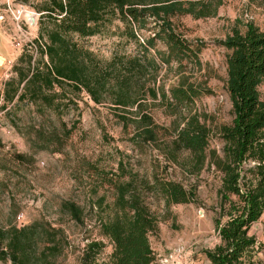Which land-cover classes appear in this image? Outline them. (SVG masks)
I'll return each instance as SVG.
<instances>
[{
    "label": "rangeland",
    "instance_id": "rangeland-1",
    "mask_svg": "<svg viewBox=\"0 0 264 264\" xmlns=\"http://www.w3.org/2000/svg\"><path fill=\"white\" fill-rule=\"evenodd\" d=\"M21 1L31 8L41 0ZM216 2L204 3L214 7ZM219 2L214 13L205 18L181 15L173 19L185 39L204 44L198 53L199 65L162 58L166 48L160 40H155L154 47L146 45L158 67L154 78L143 77L137 84L157 88L156 99L145 95L141 102V111L155 124L153 140L139 138L128 125L122 130L115 115H130L114 108L107 95L93 104L83 92L74 95L73 89L64 85V97L60 103L53 102L58 104L54 110L39 100L32 102L28 94L21 100L15 95L7 100L11 88L16 86L19 94L25 80L18 75L25 71V64L17 60L22 52L14 48L0 73V251L6 250L12 238L25 237L27 264H81L85 245L100 241L103 247L92 264H109L111 245L100 235L99 224L114 213L112 181L117 174H125L119 180L132 177L138 190H143L139 181L151 182L154 177L194 188L193 203L171 205L167 210L158 197L144 190L143 203L159 218L158 230L148 240L157 264H208L202 252L218 243L212 220L217 212L220 174L207 164L193 172L191 157L172 151L170 142L181 120L195 115L213 132L208 149L219 151L222 143L214 132L216 127L229 124L232 114L224 88L225 50L217 41L234 24L242 30V24L250 21L264 30V0ZM114 25L121 27L115 21L100 34L74 38L103 61L113 53H141L136 42L109 34ZM152 25L147 22L137 30L140 43L152 35ZM30 35L37 38L36 26ZM36 56L30 65L38 63L40 67L46 58ZM181 82L204 84L211 93L200 95L189 105L173 106L168 88ZM160 89L166 100L160 98ZM258 91L264 102V80ZM125 110L134 112L135 108ZM65 202L79 208V221L69 217L62 205ZM248 233L259 247L255 260L264 264V211ZM0 264L12 262L0 259Z\"/></svg>",
    "mask_w": 264,
    "mask_h": 264
},
{
    "label": "trees",
    "instance_id": "trees-1",
    "mask_svg": "<svg viewBox=\"0 0 264 264\" xmlns=\"http://www.w3.org/2000/svg\"><path fill=\"white\" fill-rule=\"evenodd\" d=\"M204 2L41 0L36 6L32 3L31 8L40 12L35 25V48L21 49L17 60L25 64V71L20 70L18 75L21 81L25 79L24 84L19 94L13 86L7 100L14 95L21 100L28 94L33 97L32 102L39 100L54 110L58 104L53 102L60 103L64 97V85L71 87L74 95L83 92L93 104H99L100 98L107 95L114 108L130 115H115L122 130L128 125L139 138L153 140L155 124L149 114L141 111V102L145 95L156 99L157 88L137 84L143 77L154 78L158 67L146 45L154 47L155 40H160L166 48L162 58L199 65L198 53L204 44L185 39L176 30L178 25L173 19L181 15L205 18L220 3L217 0L210 7ZM115 21L121 27L114 25L109 34L136 42L141 53H113L103 61L75 40L100 34ZM147 22H153L154 31L140 43L137 30ZM242 26L241 30L237 24L232 25L224 38L217 41L225 50L224 88L232 114L230 123L216 127L214 132L222 143L221 148L208 149L213 132L195 115L181 120L170 142L172 151H183L191 157L193 172L198 173L207 164L220 174L217 212L212 220L218 243L202 252L208 264H260L255 260L258 244L248 231L264 211V102L258 91L264 80V30L250 21ZM36 54L38 58H46L40 67L38 63L30 65ZM183 84L168 88L173 106L189 105L200 95L211 93L204 84ZM159 96L166 100L163 89ZM126 108L135 111L128 112ZM118 168L121 173V166ZM124 175L117 174L112 181L114 213L99 224L100 235L111 245L109 264H157L148 238L157 232L159 218L143 203L144 190L158 197L164 210L171 205L193 203L195 190L162 177H154L151 182L139 181L143 190H138L132 177L119 180ZM62 205L72 220L79 221L77 206L68 202ZM23 238L8 241L6 250L0 251V259L27 264L24 249L28 240ZM102 247L100 241L88 242L82 251L81 264H92Z\"/></svg>",
    "mask_w": 264,
    "mask_h": 264
},
{
    "label": "built area",
    "instance_id": "built-area-1",
    "mask_svg": "<svg viewBox=\"0 0 264 264\" xmlns=\"http://www.w3.org/2000/svg\"><path fill=\"white\" fill-rule=\"evenodd\" d=\"M39 14L21 0H0V30L5 33L10 46L34 50L30 30L35 28Z\"/></svg>",
    "mask_w": 264,
    "mask_h": 264
},
{
    "label": "crops",
    "instance_id": "crops-1",
    "mask_svg": "<svg viewBox=\"0 0 264 264\" xmlns=\"http://www.w3.org/2000/svg\"><path fill=\"white\" fill-rule=\"evenodd\" d=\"M14 53L15 50L9 45L5 33L0 30V73L4 64L10 62Z\"/></svg>",
    "mask_w": 264,
    "mask_h": 264
}]
</instances>
